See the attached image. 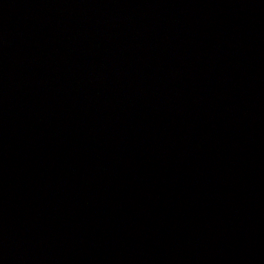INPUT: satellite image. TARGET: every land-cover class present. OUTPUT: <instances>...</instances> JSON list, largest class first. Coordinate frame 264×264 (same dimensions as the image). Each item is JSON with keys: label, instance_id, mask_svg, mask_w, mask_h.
Masks as SVG:
<instances>
[{"label": "water", "instance_id": "1", "mask_svg": "<svg viewBox=\"0 0 264 264\" xmlns=\"http://www.w3.org/2000/svg\"><path fill=\"white\" fill-rule=\"evenodd\" d=\"M0 264H264V0H0Z\"/></svg>", "mask_w": 264, "mask_h": 264}]
</instances>
